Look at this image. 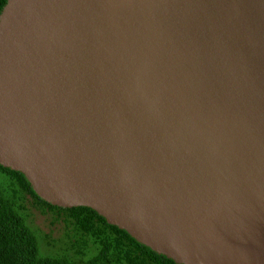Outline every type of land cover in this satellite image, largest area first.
Returning a JSON list of instances; mask_svg holds the SVG:
<instances>
[{
  "label": "water",
  "instance_id": "obj_1",
  "mask_svg": "<svg viewBox=\"0 0 264 264\" xmlns=\"http://www.w3.org/2000/svg\"><path fill=\"white\" fill-rule=\"evenodd\" d=\"M0 164L178 264H264V0H5Z\"/></svg>",
  "mask_w": 264,
  "mask_h": 264
},
{
  "label": "trees",
  "instance_id": "obj_2",
  "mask_svg": "<svg viewBox=\"0 0 264 264\" xmlns=\"http://www.w3.org/2000/svg\"><path fill=\"white\" fill-rule=\"evenodd\" d=\"M5 0H0V10ZM28 206L56 229L40 233ZM44 247V248H43ZM0 264H178L106 222L87 206L61 207L41 199L25 176L0 164Z\"/></svg>",
  "mask_w": 264,
  "mask_h": 264
},
{
  "label": "rangeland",
  "instance_id": "obj_3",
  "mask_svg": "<svg viewBox=\"0 0 264 264\" xmlns=\"http://www.w3.org/2000/svg\"><path fill=\"white\" fill-rule=\"evenodd\" d=\"M27 221L40 233H47L49 230H53L58 227L57 223L53 224L50 217L47 214L41 213L39 210L33 206H28L27 209ZM56 229H54L55 231ZM44 248V247H43Z\"/></svg>",
  "mask_w": 264,
  "mask_h": 264
}]
</instances>
